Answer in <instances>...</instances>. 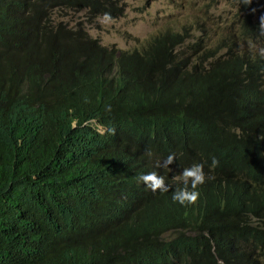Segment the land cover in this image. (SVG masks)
<instances>
[{
	"label": "trees",
	"instance_id": "16d2710c",
	"mask_svg": "<svg viewBox=\"0 0 264 264\" xmlns=\"http://www.w3.org/2000/svg\"><path fill=\"white\" fill-rule=\"evenodd\" d=\"M236 2L235 41L182 46L166 30L123 51L57 21L113 19L117 0H0V264H217L210 242L264 263V58L236 50L264 34L259 0ZM199 163L212 179L181 206L173 177ZM151 171L172 190L138 181Z\"/></svg>",
	"mask_w": 264,
	"mask_h": 264
},
{
	"label": "rangeland",
	"instance_id": "374dc122",
	"mask_svg": "<svg viewBox=\"0 0 264 264\" xmlns=\"http://www.w3.org/2000/svg\"><path fill=\"white\" fill-rule=\"evenodd\" d=\"M121 12L111 19V23L103 22V17H97L93 23L85 21V10L69 13L58 18L70 26L81 22L88 35L99 40L104 47H115L119 50H141L157 33L165 30L181 32L186 27L188 40L202 36L201 46L209 48L221 36L232 37L238 31L235 29L234 14L237 4L235 0H117ZM207 41H204L205 38ZM256 45V48L250 47ZM264 47V42L239 40L241 51L255 54L258 48ZM193 60V58H192ZM100 134L104 128L94 120L90 121ZM169 233L163 235L169 239Z\"/></svg>",
	"mask_w": 264,
	"mask_h": 264
},
{
	"label": "clouds",
	"instance_id": "9594fccd",
	"mask_svg": "<svg viewBox=\"0 0 264 264\" xmlns=\"http://www.w3.org/2000/svg\"><path fill=\"white\" fill-rule=\"evenodd\" d=\"M236 1V0H235ZM245 3H251V0H244ZM237 4V2H236ZM259 7L257 10L261 13V17L257 16L256 13L252 14V20L255 22H258V28L261 31V34H264V0H259ZM237 10V9H236ZM255 11V10H253ZM103 22L105 23H111V17L109 14H105L103 17ZM235 24V29L238 31V23ZM166 31V30H165ZM167 31H173V30H167ZM180 33L179 31H175ZM180 34L183 35V42L187 39V31L186 27L181 28ZM184 32V34H183ZM222 39H230L228 36H221L217 41H221ZM237 39V34L232 35L230 40L235 41ZM194 40H202V36H199L195 38ZM194 40H188L187 43H191ZM99 41V40H98ZM182 42V44H183ZM186 43V44H187ZM226 43H229V41H226ZM239 45V40H237V51H241L238 48ZM114 47V46H113ZM252 48H256V45H250ZM115 48V47H114ZM117 49V48H116ZM225 50V48H223ZM119 50V49H118ZM124 51V50H123ZM223 50H219L218 53H222ZM258 54L261 58H264V47H259L258 48ZM254 54H245V56L253 57ZM241 56V55H239ZM192 57V56H191ZM264 88V84L261 86L260 89ZM236 97L238 98L239 101H247L249 100L250 102L253 99V95L251 94V88L248 86V80L247 79H241L240 81V87H236ZM92 125V123H91ZM93 126V125H92ZM73 127H75V122L73 123ZM94 127V126H93ZM148 155H151V152L148 153ZM264 158V152L262 154ZM176 160L175 154H169L167 158L163 162H157V167L158 168H169L170 165H172ZM218 165V161L213 158L212 159V167H215ZM257 179L258 181L264 186V162L263 165L257 166ZM170 169V168H169ZM138 181L142 182L148 189H150L152 192H157L160 191L161 193H166L169 192L171 189V186L166 184L165 178L160 175L156 171H151L146 174H141L137 177ZM173 179H179L182 181L183 187H178L176 188L175 191L172 193V200L174 202H178L181 206H186L189 204H196V202L199 199L200 193L197 191L199 186H202L203 184L206 183L207 180L212 179V177L207 176L204 172V165L202 163L199 164H193L192 166L188 168H184L182 173L179 175V177H173ZM264 229V227H263ZM169 231L167 233H169ZM193 236L197 235V232L192 233ZM170 237V236H169ZM208 237V236H207ZM211 247H212V254L216 260L217 264H233L235 262H239L241 260L246 259L249 256V249L247 245L245 246L244 244H241L240 249H239V255L243 256V259L240 260H228V261H223L217 258L215 252H214V245L212 242H210ZM249 261H243L235 264H247ZM252 264H264L263 262H252Z\"/></svg>",
	"mask_w": 264,
	"mask_h": 264
}]
</instances>
